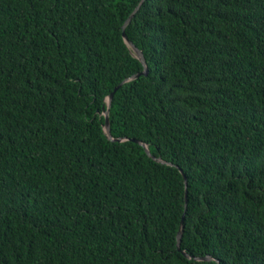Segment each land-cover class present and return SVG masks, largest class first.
Segmentation results:
<instances>
[{
    "label": "trees",
    "instance_id": "trees-1",
    "mask_svg": "<svg viewBox=\"0 0 264 264\" xmlns=\"http://www.w3.org/2000/svg\"><path fill=\"white\" fill-rule=\"evenodd\" d=\"M140 1L0 0V264H264V0H144L124 83Z\"/></svg>",
    "mask_w": 264,
    "mask_h": 264
},
{
    "label": "water",
    "instance_id": "water-1",
    "mask_svg": "<svg viewBox=\"0 0 264 264\" xmlns=\"http://www.w3.org/2000/svg\"><path fill=\"white\" fill-rule=\"evenodd\" d=\"M143 1L144 0L140 1V3L137 5V7L133 10V12L128 16L126 21L123 23V25H122V37H123L124 41L126 42L127 46L129 47V49L131 50L133 56H135L143 64L145 69H144V71L142 73L134 75L132 78L126 80L124 83L139 78L141 76V74H143V75H147L148 74V68H147V64H146V59L143 57L141 51L138 50L131 42H129L127 40L126 35H125L126 26L129 24V22L131 21V19L135 15V13L139 10V8L142 5ZM118 89H119V87L114 89V91L107 98L108 107H107V109H104V113H103V115L105 117L104 131H105V133H106V135H107L109 140L116 141V142H124V141H126V139H124V138L114 139L112 137V135H111L110 118H109L110 109H111V106H112V101H113L114 95H115V93L117 92ZM135 142L143 145L145 150H146V153L148 154V156H150L151 158H153L157 162H160V163H163V164L172 165L171 163H166L165 161L152 156V154H151L150 150L148 149V147L146 145H144L142 142H140V141H135ZM184 178H185V184L187 186V179H186L185 176H184ZM186 209H187V199H186V204H185V210ZM183 231H184V218H182V221L180 223V230H179L178 235H177V247H178V250L181 249L180 245H181V240H182V236H183ZM184 255L191 259V257L187 253H184ZM194 259L196 261H212V258L209 257V256L203 257V258H194Z\"/></svg>",
    "mask_w": 264,
    "mask_h": 264
}]
</instances>
